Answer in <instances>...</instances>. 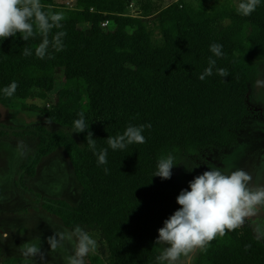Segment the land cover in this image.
Masks as SVG:
<instances>
[{
  "label": "trees",
  "instance_id": "16d2710c",
  "mask_svg": "<svg viewBox=\"0 0 264 264\" xmlns=\"http://www.w3.org/2000/svg\"><path fill=\"white\" fill-rule=\"evenodd\" d=\"M127 2L75 0L71 9H45L65 16L63 28L49 36L66 33L62 51L49 49L54 59L35 56L39 36L23 41L17 33L0 41V104L38 112L59 126L36 127V149L21 167L35 176L42 159L63 148L80 185V199L76 205L50 199L43 209L71 230H99L109 264H157V231L179 209L176 197L185 190L171 177L153 176L157 162L161 156H193L236 142L251 114L247 95L257 73L255 61L264 59V0L246 17L236 12L237 0H180L147 19L126 14ZM213 43L222 45L223 52L213 57L216 68L229 75L220 77L214 69L201 81ZM24 48L33 54L24 57ZM56 66L63 67V74H48ZM63 79L72 87L56 89ZM80 80L91 86L86 101L73 85ZM13 81L18 87L5 97L3 88ZM81 112L89 128L75 133L77 139L68 129ZM149 124L142 133L145 143L108 148V136L122 134L129 125ZM88 131L97 152L108 148L106 164H98L88 148ZM26 262L22 257L4 260ZM193 264H264V240L255 239L244 224L211 241L207 251L196 253Z\"/></svg>",
  "mask_w": 264,
  "mask_h": 264
},
{
  "label": "rangeland",
  "instance_id": "374dc122",
  "mask_svg": "<svg viewBox=\"0 0 264 264\" xmlns=\"http://www.w3.org/2000/svg\"><path fill=\"white\" fill-rule=\"evenodd\" d=\"M144 2L128 0L124 12L147 19L175 0ZM42 5L43 10L48 9V6L71 9L75 7V0H45ZM255 65L257 73L249 84L247 95L251 114L238 131L236 142L230 147L213 146L193 156L172 155L175 166L172 168L171 180L185 190H189L190 181L211 168H218L225 174L242 169L252 175L253 184H264V86L256 83L258 80L264 81V59L256 60ZM48 74H63V67L56 66ZM73 85L80 89L86 101L91 86L82 80ZM61 86L70 85L63 79L57 81L56 89ZM37 126L59 128L38 112L7 108L0 104V264H4V260L9 257L24 258L17 248L36 236L41 238V251L45 253V260L35 257L28 259L26 264H65L64 257L71 253L70 247L55 252L49 250L46 243L48 236L71 229L64 226L57 216L45 211L42 204L50 199L61 198L76 205L80 199V185L63 148L45 156L37 166L35 176H28L21 167L26 157L36 149ZM68 130L78 139L75 132ZM245 224L250 227V221ZM83 231L97 241L96 251L84 258V264H109L107 245L99 230L85 227ZM156 246L159 251L161 246Z\"/></svg>",
  "mask_w": 264,
  "mask_h": 264
},
{
  "label": "clouds",
  "instance_id": "9594fccd",
  "mask_svg": "<svg viewBox=\"0 0 264 264\" xmlns=\"http://www.w3.org/2000/svg\"><path fill=\"white\" fill-rule=\"evenodd\" d=\"M260 0H240L236 12L242 16L251 15L259 6ZM49 8L51 6H48ZM41 0H0V41L20 34V39L28 41L30 38L41 37V42L35 48V56L39 59H54L49 52L64 49V31H56L49 38L53 29H62L61 23L65 16L62 12L45 11ZM212 56L208 58V66L199 76L201 81L216 74L227 77L229 72L225 68H216L213 57H222V45L213 43L209 47ZM33 54L31 48H24L22 55L29 57ZM264 86V81L256 82ZM16 82L3 88L5 97H12L17 89ZM44 106L43 100L37 101ZM73 121L72 132L82 133L89 128L85 122L84 113ZM145 127L151 125H129L122 134L107 137L108 148L123 150L132 144L145 143L142 135ZM87 146L97 155V163H107L108 148L96 150V141L88 131L85 137ZM174 157L161 156L157 162V170L153 176L163 180L171 177ZM195 167V166H194ZM191 170V169H189ZM105 173L108 169H104ZM180 206L158 229L155 245L161 246L156 257L157 264H193L197 252H205L211 241L218 236L223 237L227 232L242 227L250 221V227L257 240L264 239V184H253V177L248 172L238 169L225 174L218 168H211L196 176L189 182V190H181L176 197ZM41 238L36 236L21 244L17 250L26 260L40 257L45 260V253L41 251ZM49 250L55 252L60 249L71 248V253L64 257L65 264H84V258L97 249V241L87 232L76 227L73 230L54 232L46 238ZM250 245L246 246L247 248Z\"/></svg>",
  "mask_w": 264,
  "mask_h": 264
},
{
  "label": "built area",
  "instance_id": "2783aa9c",
  "mask_svg": "<svg viewBox=\"0 0 264 264\" xmlns=\"http://www.w3.org/2000/svg\"><path fill=\"white\" fill-rule=\"evenodd\" d=\"M180 0H175V2H179ZM133 16H136V15H133Z\"/></svg>",
  "mask_w": 264,
  "mask_h": 264
}]
</instances>
